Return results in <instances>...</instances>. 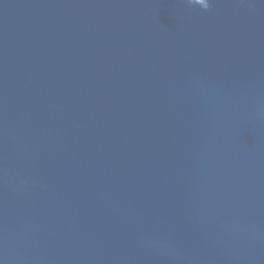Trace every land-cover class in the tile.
I'll return each instance as SVG.
<instances>
[{"label": "water", "instance_id": "1", "mask_svg": "<svg viewBox=\"0 0 264 264\" xmlns=\"http://www.w3.org/2000/svg\"><path fill=\"white\" fill-rule=\"evenodd\" d=\"M0 264H264V0H0Z\"/></svg>", "mask_w": 264, "mask_h": 264}, {"label": "clouds", "instance_id": "2", "mask_svg": "<svg viewBox=\"0 0 264 264\" xmlns=\"http://www.w3.org/2000/svg\"><path fill=\"white\" fill-rule=\"evenodd\" d=\"M189 3H196L198 5H200L202 8L204 9H208L209 8V0H188Z\"/></svg>", "mask_w": 264, "mask_h": 264}]
</instances>
